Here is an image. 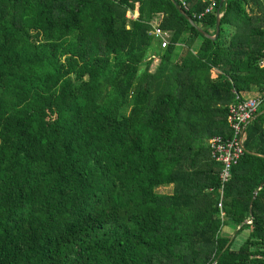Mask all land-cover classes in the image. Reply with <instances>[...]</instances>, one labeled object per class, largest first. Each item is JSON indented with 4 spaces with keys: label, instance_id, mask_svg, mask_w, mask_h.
<instances>
[{
    "label": "trees",
    "instance_id": "16d2710c",
    "mask_svg": "<svg viewBox=\"0 0 264 264\" xmlns=\"http://www.w3.org/2000/svg\"><path fill=\"white\" fill-rule=\"evenodd\" d=\"M183 2L196 26L170 0H0V264H264V102L223 217L208 145L264 85V0Z\"/></svg>",
    "mask_w": 264,
    "mask_h": 264
},
{
    "label": "built area",
    "instance_id": "2783aa9c",
    "mask_svg": "<svg viewBox=\"0 0 264 264\" xmlns=\"http://www.w3.org/2000/svg\"><path fill=\"white\" fill-rule=\"evenodd\" d=\"M179 2L182 6V11H186L188 6L183 0H175ZM217 6V0H211L210 5L204 11L203 14L199 16L202 19L204 16L209 15L214 12ZM130 18H134L132 15ZM153 37L159 44L161 49H164L169 44L171 33L167 30H163L156 24H151V30L148 33ZM264 102V85L262 89L257 92L254 96L236 95V100L228 105L227 112V124L230 129V136L225 138L219 135L213 136L209 139L208 145L210 150V156L215 161L221 164V197L218 202V206L221 209V217H223L222 207L223 198L225 194L226 185L229 183L232 176V168L237 165L239 159L244 153V148L242 145L243 135L247 125L254 118L260 105ZM212 190V188H211ZM247 224L250 223L249 220L246 221Z\"/></svg>",
    "mask_w": 264,
    "mask_h": 264
},
{
    "label": "water",
    "instance_id": "95a60500",
    "mask_svg": "<svg viewBox=\"0 0 264 264\" xmlns=\"http://www.w3.org/2000/svg\"><path fill=\"white\" fill-rule=\"evenodd\" d=\"M170 2L174 5V7L176 8V10L178 11V13L180 14V15H182L189 23H191L192 25H194V26H196L195 24H194V22L191 20V19H189V17L181 10V8L179 7V5L175 2V0H170ZM223 2H226V0H221V3H223ZM220 18H221V16L219 15V13L217 12V16H216V24H215V34L212 36V37H210L207 33H205V32H203L201 29H199V31L203 34V35H205L207 38H216V36L218 35V33H219V25H220ZM264 112V109H262L255 117H257V116H259L260 114H262ZM254 117V118H255ZM253 118V119H254ZM243 133H244V131L242 132V135H243ZM256 193H257V191H255V193H254V196H253V199L255 198V195H256ZM250 213H251V206H250ZM228 246V245H227ZM226 246V247H227Z\"/></svg>",
    "mask_w": 264,
    "mask_h": 264
},
{
    "label": "rangeland",
    "instance_id": "374dc122",
    "mask_svg": "<svg viewBox=\"0 0 264 264\" xmlns=\"http://www.w3.org/2000/svg\"><path fill=\"white\" fill-rule=\"evenodd\" d=\"M155 45V43H154ZM179 51V50H178ZM151 71H153V67L150 68ZM256 93V92H255ZM255 93L251 94L252 96L255 95ZM250 93L249 92H246L245 95L247 96H251L249 95ZM170 189H171V186L170 185H167V186H160V187H157V191L159 192H170ZM228 231V230H227ZM234 232L235 230H233V233L232 235H234ZM247 236V233L246 231H243L240 235H238L236 238H235V242H234V246H239L245 239V237Z\"/></svg>",
    "mask_w": 264,
    "mask_h": 264
},
{
    "label": "crops",
    "instance_id": "0c3cea01",
    "mask_svg": "<svg viewBox=\"0 0 264 264\" xmlns=\"http://www.w3.org/2000/svg\"><path fill=\"white\" fill-rule=\"evenodd\" d=\"M137 14H138V13H137L136 10L131 14V15L134 17L133 19H135V18L137 17ZM131 15H130V16H131ZM156 20H157V19H156ZM155 23H156V22H153L152 24L155 25ZM255 92H256V91H251V92H249V93H250L249 95H251V94H253V93H255ZM256 93H257V92H256ZM256 93H255V94H256ZM243 95H245V93H243ZM245 96H246V95H245ZM247 96H248V95H247ZM227 230H228V231H226V232L229 233V234L232 232V230H231L230 228H228Z\"/></svg>",
    "mask_w": 264,
    "mask_h": 264
}]
</instances>
